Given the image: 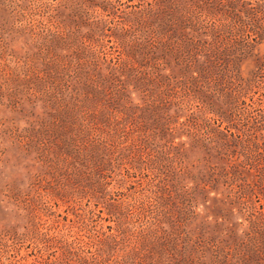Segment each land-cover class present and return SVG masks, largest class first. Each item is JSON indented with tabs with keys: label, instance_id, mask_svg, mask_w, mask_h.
<instances>
[{
	"label": "rangeland",
	"instance_id": "1",
	"mask_svg": "<svg viewBox=\"0 0 264 264\" xmlns=\"http://www.w3.org/2000/svg\"><path fill=\"white\" fill-rule=\"evenodd\" d=\"M0 264H264V0H0Z\"/></svg>",
	"mask_w": 264,
	"mask_h": 264
}]
</instances>
